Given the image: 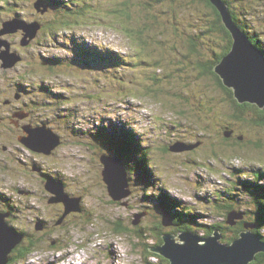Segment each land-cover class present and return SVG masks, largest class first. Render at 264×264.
<instances>
[{
	"label": "rangeland",
	"instance_id": "obj_1",
	"mask_svg": "<svg viewBox=\"0 0 264 264\" xmlns=\"http://www.w3.org/2000/svg\"><path fill=\"white\" fill-rule=\"evenodd\" d=\"M37 1L0 0V29L20 15L43 25L28 45L24 28L0 36V53L21 57L8 67L0 58V213L9 228L28 233L23 247L34 243L23 257L10 252L12 264L158 263L160 254L149 248L179 227L162 224L167 206L160 194L198 213V223L183 224L201 236L233 211L225 206L247 211L258 226L264 125L255 121L257 108L237 110L215 77L200 73L199 65L226 44L224 32L212 27L211 7L202 0H53L59 6L42 13ZM234 1L233 11L260 31L264 46V0ZM89 50L97 52L91 61ZM22 108L33 129L46 125L61 136L51 155L18 141L9 112ZM122 130L123 141L133 139L148 154L150 168H137L142 157L130 156L137 163L131 193L115 200L103 178L110 166L101 160L118 157ZM178 141L193 147L164 150ZM55 177L68 207L46 186L58 187ZM117 222L124 232L115 230Z\"/></svg>",
	"mask_w": 264,
	"mask_h": 264
},
{
	"label": "water",
	"instance_id": "obj_2",
	"mask_svg": "<svg viewBox=\"0 0 264 264\" xmlns=\"http://www.w3.org/2000/svg\"><path fill=\"white\" fill-rule=\"evenodd\" d=\"M212 1L219 8L226 26L231 29L234 37L232 50L215 67V71L220 75L222 82L233 90L239 103H256L264 108V52L254 45L236 25L226 2L223 0ZM35 6L42 13L48 11V5L44 0H38ZM2 27L0 36L5 34L4 32H17L24 28L26 37H29V40L24 44L28 45L36 37L42 25L39 21L29 23L23 18L15 16L14 19L3 21ZM0 58L4 60L5 67L13 66L16 61L21 59L16 54L9 55L8 53H0ZM37 128L27 127L33 140H28L26 137L24 140L26 145L28 144L29 148H33L37 152L51 154L55 149L56 139L57 142L61 141V136L46 125ZM40 138L46 141L48 146L41 143ZM49 143L54 146H50ZM173 146H171V150L193 147L178 143ZM101 161L104 165L110 166L103 170V178L111 196L115 200H120L124 196L130 195L128 171L123 159L103 155ZM56 182L59 184L58 187H52L50 184L46 186L51 192L59 194L58 200L62 201L64 197L60 195L59 188L63 193V184L58 180ZM65 204L68 207L70 203L65 201ZM2 214L0 213V264H7L9 253L22 242L24 235L9 228L3 221ZM163 215L161 222L164 226H175L174 217L169 211L164 212ZM242 218H244V213L233 210L229 213L227 222L230 225H236L237 220ZM244 226L245 230H242L237 238L228 243L223 240L224 233L219 228L207 236H201L190 229H183L178 233H163V242L149 249L167 258L168 264H251L258 253L264 252V242L260 235L253 230L255 229L254 223L246 222Z\"/></svg>",
	"mask_w": 264,
	"mask_h": 264
},
{
	"label": "trees",
	"instance_id": "obj_3",
	"mask_svg": "<svg viewBox=\"0 0 264 264\" xmlns=\"http://www.w3.org/2000/svg\"><path fill=\"white\" fill-rule=\"evenodd\" d=\"M58 1L62 2L63 0H58ZM58 1H56V3H54L53 0H44L45 4L48 5V11L47 12L52 11L56 6H59L60 3ZM202 1L206 2V4L211 7L212 12H213V14H212V16H213V18H212L213 19L212 27H213V29L216 28L217 30L224 32V34H225L224 39L226 41V44L223 47V49L218 50V51H216L214 53H211L210 57H208L207 62H203L202 66L199 65V68L201 69L200 73L202 75H212L213 77H215V79L217 80L218 84L225 90V92L228 94L229 98L236 103V105H237L236 108H238L237 110L241 111V109H243L244 112H245V110H247L246 108H248V107H250L252 109L253 108H257L261 117H259V120H258V118L255 119V121H257V123H259V124L264 125V108H261L259 105H256V104H253V103H249V102H246V103H243V104H239L236 101V99L233 98L234 97L233 90L231 88L227 87L222 82V79H221L220 75L215 71L214 66L216 64H219L220 61H222L223 58L232 50L233 44H234V42H233L234 39L232 37V31H231V29H229L226 26L219 8L213 3L212 0H202ZM223 1H225L228 4L229 10L231 12V15H232L233 20L236 23V25L244 33H249L250 38L253 41V43L258 45L260 48H262L264 50V46H263V43H262L263 39L260 36L261 35L260 31H259V33L251 32L252 31V26H251L250 22L248 21L247 23H244L242 21V18L240 17L242 15L238 14V12H236L235 10L233 11V9L231 7V3H234L235 1L234 0H223ZM260 1L262 3V0H260ZM127 3L128 2H126V4ZM130 11L131 10L129 8L125 7V12L124 13H126L128 16L132 15ZM249 12L247 11V16H248L249 19H251L250 15H253V14L251 12L250 13ZM18 17L23 18V17H21V15L18 16ZM55 22H56V20L54 22H52L51 25L53 26V23H55ZM39 23L41 24V22H39ZM88 53L90 54V56H88L89 61H91V59L94 58V56L97 54V52L94 51V50H89ZM56 59L60 60L59 58H56ZM48 62H50L51 64H54V62L57 63L55 59H53V60L51 59ZM237 117H239V118L241 117L242 118V116L240 114H238ZM198 120L200 121L199 118H198ZM122 133L127 135L128 132L126 130H122L120 132V134H119V139L120 140L117 143L118 144L121 143L122 146H121V148L119 146L116 147V151H117L116 153H118V155H117L118 157L123 159V161H124V163H125V165L127 167V171H128L127 173H128L129 182H132L131 181L132 177H134V175H135L134 171L137 170V168L140 165H142L144 168L148 169V167H149V165H148V160L149 159L148 158L149 157H148V154H146V153H144L142 151L140 152V150H139L140 147H138L139 145L137 146L136 141L133 142V139H130L129 137L126 136V139L123 141L121 139V134ZM240 135H238L237 138H239V140L243 141L245 139V137L242 140L243 137L241 138ZM109 139L112 142V139H116V136L111 135L109 137ZM261 145H262L261 143H258V145H256L257 149H258V146H259V149L262 148ZM133 146H136V147H133ZM129 148H132V149L130 150ZM163 148H164V146H163ZM164 150L167 151V147H165ZM168 150H171V148L169 149V147H168ZM154 151L156 152V150H154ZM240 151L241 150L236 151L235 154L239 155ZM133 154H136V155H139V157H142V160H139V164L131 163L130 156H132ZM213 154L215 156L214 159L217 160L218 159V155H219L218 151L213 152ZM258 154H260V153H258ZM136 164H137V168H136ZM262 175H264V172H262V171H259V173L257 174L258 177H261ZM47 176L48 177H46V178L50 179V175H47ZM148 176H149L148 179H151L150 178L151 177L150 173H149ZM52 178H54V177H52ZM56 178L57 177H55V179ZM56 180L61 181L59 179H56ZM248 182L251 183V181L246 180V179L243 181L244 184L245 183L247 184ZM252 185H255V184H252ZM130 186H131V183H130ZM243 187L245 188L246 186H243ZM158 199H159V203L161 205L167 206V209L165 210V212L169 211L173 215L174 220L175 221H179L181 223V226H179L177 228L178 231L183 230V229H192L193 228L192 227V223H198L197 222V218H199L198 217V213L196 214V213L192 212L191 210L189 212H186L187 209H185L184 206H182V204H181L182 202H180V200H178L176 198H172V197L168 198L166 196V194L158 195ZM258 204H259V206H257L258 213H256V214H258V219H257L258 220V222H257L258 226L255 227L254 231H256L260 235L261 240L264 242V234L261 232V230L264 228V204L261 201L260 202L258 201ZM219 207H221V205ZM225 208L227 209V212H229V210H231V209L236 210L237 212H243V213L245 211V210H241V209L232 208L230 206H225ZM178 211H180V212H178ZM245 212L247 213V211H245ZM260 212H262V214H260ZM179 215H181V216H179ZM181 218L183 219L182 221H181ZM184 219H186V220L190 219V220H192V223L183 224ZM227 219H228V213H226V218L224 220H222V221L217 220V221H214L213 223H210V225L207 226L206 229H204L205 235L213 233L214 230L217 229V228H219L222 232H224V230H226V229L234 230L235 233L231 234L230 236H225V234H224V239L223 240L228 243V242L232 241L233 239L237 238L239 236V233L242 230H245L244 224L246 222L252 221V220H249V217L244 215V218L239 220L236 225L229 226V224L227 222ZM115 230L118 233L125 231L123 229L122 225L120 223H118V222H117V227H116ZM21 233H24V232H21ZM160 242L161 243L163 242V234L161 235ZM32 246H34V243L31 246L25 248V247H23V243H22V244H19L18 247L15 248L14 252H17L19 254V257H23L26 254H30L32 252V250L30 248ZM155 254H157V253H155ZM159 258H160V262H158V263H149V264H168L169 263L168 259L165 258L164 256H161ZM251 264H264V252L258 253L257 256H256V259L254 261H252Z\"/></svg>",
	"mask_w": 264,
	"mask_h": 264
},
{
	"label": "flooded vegetation",
	"instance_id": "obj_4",
	"mask_svg": "<svg viewBox=\"0 0 264 264\" xmlns=\"http://www.w3.org/2000/svg\"><path fill=\"white\" fill-rule=\"evenodd\" d=\"M43 28V27H42ZM251 32H253V31H251ZM254 32H257V33H259L258 31H254ZM253 32V33H254ZM246 35H247V37L251 40V38H250V35H249V33H245ZM261 36V35H260ZM232 37H233V34H232ZM233 39H234V37H233ZM252 41V40H251ZM234 42V41H233ZM252 43H253V41H252ZM263 43V42H262ZM254 44V43H253ZM254 45H256V44H254ZM256 46H258V45H256ZM259 47V46H258ZM260 48V47H259ZM263 52H264V50L262 49V48H260ZM221 62V61H220ZM218 64H216L215 66H214V68L217 66ZM17 97H19V96H17ZM21 97V96H20ZM20 97H19V99H20ZM3 102H4V104L6 105V107H10V106H13V104H12V100L10 99V98H5L4 100H3ZM25 111H28V110H25V109H20V110H12V111H10L9 112V118H10V122H11V125L12 126H15V127H17V128H19L20 129V132H19V134H18V141L20 142V143H22V144H24L25 146H27L26 145V143H25V139H26V137H28V134H27V132H26V128L27 127H31V125H33V123H31V122H29L28 121V118H29V116H24V114L22 113V112H25ZM30 113V112H29ZM25 122V123H24ZM234 136V135H233ZM20 138V139H19ZM22 138H24V140H21ZM18 142V143H19ZM202 143V142H201ZM200 143V144H201ZM190 145V144H189ZM171 146L172 145H168L167 146V150H168V147H169V149L171 148ZM201 146V145H200ZM32 150V149H31ZM33 153L35 152L36 154H41L40 152H36V151H32ZM53 152V151H52ZM46 155H51V154H46ZM35 167H37L38 168V171L40 172L42 169L39 167V166H37V165H34L33 166V168L35 169ZM44 176H47L48 174L47 173H42ZM83 208V207H82ZM175 221V220H174ZM181 225V223L179 222V221H175V226H180ZM27 233V232H26ZM26 233H25V235H24V239H23V241L20 243V244H22V243H24L25 242V240H26V236H28V233H27V235H26ZM161 237V236H160ZM18 247V246H17ZM15 250V249H14ZM14 250L12 251V254L14 253ZM152 252H154L153 250H152ZM155 253V252H154ZM159 257H161V255H158ZM10 260L8 261V264H12V260H14V257H13V255H11V258H9Z\"/></svg>",
	"mask_w": 264,
	"mask_h": 264
},
{
	"label": "bare ground",
	"instance_id": "obj_5",
	"mask_svg": "<svg viewBox=\"0 0 264 264\" xmlns=\"http://www.w3.org/2000/svg\"><path fill=\"white\" fill-rule=\"evenodd\" d=\"M0 30H1V29H0ZM2 33H3V32H2ZM4 33H6V32H4ZM27 139H28V140H33L32 137H31L30 135L27 137ZM180 142H181V143H179V141L176 142L175 145H177V143H178V144H182V145L187 144L185 141H180ZM183 149H186V148H175V149H173V151H179V150H183ZM54 197H55V196H54ZM253 230H254V229H253ZM19 234H20V235H21V234L24 235V233H21V232H19ZM69 256H70V255H69ZM57 259H58V258H57ZM65 259H66V258H65ZM65 259H64V260H65ZM71 260H72V259H71ZM71 260H70V261H71ZM65 264H66V263H65Z\"/></svg>",
	"mask_w": 264,
	"mask_h": 264
}]
</instances>
